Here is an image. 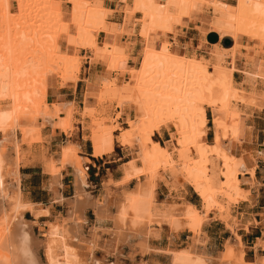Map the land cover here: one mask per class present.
<instances>
[{"label": "bare ground", "instance_id": "6f19581e", "mask_svg": "<svg viewBox=\"0 0 264 264\" xmlns=\"http://www.w3.org/2000/svg\"><path fill=\"white\" fill-rule=\"evenodd\" d=\"M64 1L14 0L16 9L11 11L10 0H0L2 210L10 186L15 189V195L6 199L9 207L5 206L8 208L3 214L1 212L2 216L0 214V264H108L104 257L89 260L92 254L89 250L93 252L89 241L93 239H84L78 230L82 215L77 209H82L88 194L84 190L83 159L67 139L55 154L42 161V165L50 176L49 180H57L62 168L68 167L71 171L74 197L68 200L67 221L75 232H70L64 224L45 221L44 237H37L32 232L34 220L24 218L23 210L37 216L47 215L49 211L33 208V204L20 198L19 145L30 146L40 141V128L45 125L57 127L67 135L71 129L67 107L46 102L49 85L46 77L57 75L55 69H60L61 64L65 66L79 50L90 51L93 57L105 63L107 71L125 72L132 81L118 104L130 103L134 116L128 126L120 128L118 141L121 145L132 146L134 155L125 163L118 184H124L130 178L137 183L123 192L119 201L107 199L105 208H116L115 213L108 214L115 222L117 230H113L120 235L115 234L116 243L139 236L141 227L166 224L171 231L188 230L192 239L188 246L164 249L168 255L167 264H264V242L260 247L261 253L255 251L254 260H246L240 237L234 234V242L226 240L222 250L210 256L203 249L205 236L201 231L208 213H227L221 199L228 204H236L247 198L248 186L253 183V168L245 159L248 155L235 156L231 150L242 138V119L245 116L236 103L247 101L264 107V76L260 70L261 60L253 56L254 50L245 56L246 68L240 70L243 75L241 82L248 89L244 93L245 89L235 86L232 80L235 69L232 61L238 48H248L246 40L264 46V0H235L233 8L222 0H116L123 16L120 26L107 21L112 9L105 7L102 0ZM63 4L69 11L63 10ZM200 13L208 15L200 24L203 33L210 30L233 39L231 48L214 46L216 63L188 54L177 55L173 53L171 42L164 39L175 26L186 25L189 18ZM49 15L53 16L50 23L47 20ZM33 17L36 21L31 19ZM131 21V29L127 31L126 26ZM136 23V35L142 42L138 51L139 62L135 67H127L129 52L125 53L124 48L117 44V36L120 33L132 34ZM98 34L102 38L100 44L97 43ZM227 58L231 62L223 65ZM95 92L89 84L84 96L91 97ZM205 108L210 109L212 117L211 143L200 140L205 134ZM84 110H87L86 106ZM164 124L169 125L175 141V145L169 148L151 138ZM102 128L107 130L106 125ZM110 139L106 136L100 144L94 145V152L107 153ZM176 150L189 151L192 158L178 159ZM216 162L219 164L217 169ZM163 168L173 170L176 181L192 187L198 196L200 209L182 202L181 206L174 205L175 208L165 207L163 213L155 211V181L158 171ZM245 174L249 177H242L246 180L241 182L240 175ZM139 176L143 180H139ZM53 192L55 195V190ZM55 197L61 200L58 195ZM145 250L141 249V252ZM83 251L87 254L85 258L82 257Z\"/></svg>", "mask_w": 264, "mask_h": 264}, {"label": "crops", "instance_id": "0c3cea01", "mask_svg": "<svg viewBox=\"0 0 264 264\" xmlns=\"http://www.w3.org/2000/svg\"><path fill=\"white\" fill-rule=\"evenodd\" d=\"M111 3L112 0H102V4L105 7L113 9ZM107 21L115 22V20ZM194 26L196 25L187 22L185 29L181 30L180 34H178L184 40V47L193 49L194 53L197 50L198 40H202V46L210 49V52L213 50L214 45L223 49H228L233 46V39L230 36H220L217 32L210 30H206L203 33L202 30H195ZM244 61L242 57L236 55L234 58V66L237 69L235 70L240 71L246 68ZM96 63L87 61V65H83L73 85L74 87L60 94L63 96V100L67 96L66 101L71 102L74 107L77 106L80 108L83 96L81 97L82 92L77 91L81 89L83 80L93 82V78L99 76L100 71L97 70ZM234 73L232 72V80L242 83L243 75L237 81L234 78ZM77 93H79L80 97H77ZM244 109L245 116L242 119V138L237 142L238 144H235V148L232 150L233 152L235 151V156L248 155V158L245 159L248 165L253 164V183L248 186L247 198L231 205L229 209L230 217L234 218L237 223L233 229H228L211 212L207 214V218L201 225V231L205 236L203 249L210 256L219 253L226 240L233 241L234 239L235 241L234 234L239 235L245 251L255 252V250H260L261 244L264 242V107H245ZM74 124L75 130H71L68 135L57 127L45 125L43 126L44 128H40V135H45L41 144H31L28 147L24 144L19 145L21 155L17 172L19 171L20 198L24 202L33 204V208H45L49 211L47 215L37 217L33 227L44 230L45 221H55L59 224L66 222L65 226L68 227L70 232L74 229L69 221L63 220L67 217V211L70 208L69 201L74 197L71 171L68 167L62 168L60 170L61 172L59 171L57 174V183L54 186H50V176L46 170L44 171L42 165L44 158L55 154L59 150L60 145L68 140L69 143L76 146V154L84 159L82 162L86 180L84 190L88 194V198L82 209H77L83 217L79 228L80 236L91 237V232L93 231V234L95 231L96 237L98 236L97 243L99 246L95 248L94 253L97 256L104 257L108 261L117 260L118 264H167L168 255L163 250L169 247L177 249L188 246L192 241L190 239L191 234L186 229L171 231L166 224H160L159 226L151 224L144 228L141 227V234L137 237L129 238L126 242L116 243V241L112 240L114 235L108 234V231L115 227V222H113L114 219L108 214L115 213L116 208L113 206L103 208L99 203L105 193L119 198L124 189H130L135 185L136 180L134 178L128 179L124 184L117 183L123 176L125 163L133 155L132 152L126 151L125 146L116 144L114 140H112V148H110L111 145L109 144L111 152L109 150L104 154L95 153L93 146L94 144H100L103 137L96 134L91 139L89 137V141L87 134L82 133L81 124L79 122H75ZM106 132L109 133L108 128ZM206 133L207 129L205 130V134H203L204 137H206ZM165 134L167 132L162 130L160 132L156 131L152 136H156V141L163 142V136ZM58 136L63 138L59 142L57 141ZM115 149L118 150L116 154H114ZM135 164L138 165L139 162L135 160ZM243 177L247 178L249 176L245 174ZM139 180H142V176H139ZM253 184L254 186H252ZM53 190H55V195ZM177 190L179 194L178 203L188 202L198 208L197 198L192 190L185 189L184 187L177 188ZM154 191L155 196L163 195L165 196L164 198H167V196L171 195V192L166 190V185L160 180L155 181ZM56 195L61 200H57ZM166 202L167 199H165ZM156 203L159 204L160 202ZM154 209H158L161 213L165 212L164 208L161 209L155 207V205ZM23 216L24 218L27 216L26 219L28 220L32 218L30 212L26 209L23 210ZM93 228L95 230H92ZM105 243L107 247L109 246L107 252L100 248ZM144 246L147 247V250L141 252V248Z\"/></svg>", "mask_w": 264, "mask_h": 264}, {"label": "rangeland", "instance_id": "374dc122", "mask_svg": "<svg viewBox=\"0 0 264 264\" xmlns=\"http://www.w3.org/2000/svg\"><path fill=\"white\" fill-rule=\"evenodd\" d=\"M62 1H63V3L65 2L64 0H62ZM222 1L228 2L229 5L231 6V8H233L234 3L236 2L235 0H222ZM14 3H15L14 0H10L11 11H15V9H16V8H14V6H15ZM111 7H113L114 10L112 9V11L109 13L107 20H115V22H110V23L113 25H116V26H120L121 23L123 22V20L121 22V19H123V16L120 12V7H119L118 3L116 2V0H112ZM63 10L69 11V8L63 4ZM66 15H68V14H66ZM66 15H64V19H66ZM49 16L50 17L47 18L48 22L50 20L53 21V18H52L53 16L52 15H49ZM135 16H138V15L135 14ZM197 16H198V18H197ZM35 17H33L31 19L33 20ZM36 18H38V16ZM207 18H208V15H206L204 13H200L197 15H193L191 18H189V20L187 22H189L193 25H196V26H194L195 30L196 29L202 30V27L200 26V24H201V22L205 21ZM35 19H34V21H36ZM131 26H132V21L127 24L126 30L130 31ZM185 27H186V25L175 26L173 31L171 33H168L164 37V39L166 41H168L169 43L171 42L170 45L172 47L173 53H175L177 55L188 54L189 56L196 57L198 59L207 60L211 64L213 62L216 63L218 59H217V56L215 55L214 50H212L210 52V49L202 46V44H203L202 40L197 41L198 46H197V50L195 53L193 52V49H191V48L187 49L184 47V45H183L184 40L181 36L179 37L178 34H180L181 30H184ZM136 29H137V23L135 24L134 32H132V34L131 33H120L117 36V44L119 43V45L124 48L125 53L129 52L128 60L126 63L127 67H130V66L135 67L138 65V62H139V60H138L139 52L138 51L142 46V42H141V39L138 37V35H136ZM101 41H102L101 34H98L97 35V43L100 44ZM230 41H231V39H230ZM231 43H232V41H231ZM245 43L248 45V48L247 49L244 47H243L244 49L238 48V51L235 52L234 58L236 55L242 57V59L245 60L244 64L247 65V63H246L247 60H246L245 56L246 55L248 56L249 54L253 53L255 50V52L253 53V56H256L258 58V60H261V62H260L261 69L260 70L262 73L261 75L264 76V46L262 45L260 47L255 41H247L246 40ZM214 46H217V45H214ZM260 50H262V51H260ZM74 55H75V57L70 59L68 61V63H66L65 66H64V64L63 65L59 64L60 69L59 68L55 69L57 72V75L56 74L55 75L54 74L47 75L48 77H46V84H49V85H47L46 102L47 103L54 102V103H58L60 105H64L67 107L68 112H70L69 114H70L71 125H72L70 131L75 130V124L74 123L79 122L81 124L82 133L87 134L88 140H89V137L91 139L96 134H99V135L102 134L100 136H102L103 138L106 137V135H107V137L110 136V138H111L110 142H109L110 145L112 143V140H114L116 142V144H118L120 146H125L126 151L132 152V155H134V148L132 146L121 145L120 142L118 141V134L120 132V128L128 126L129 120L134 116V113L132 112L131 107H130V103H122L120 106L118 104L119 101L121 100V97L124 94V92L130 88L129 85L132 83V81L128 78L129 76L125 72L107 71L106 67H105V63L102 60H100L98 57H93L91 55L90 51H88V50H79ZM87 61H89L90 63L97 62L96 63L97 64V70L100 71V74L98 77L93 78V82H89V81H85V80L82 81L83 84L81 86V89L77 91V92H82L81 93V97L83 96L82 103H80V108L77 106L74 107L71 102L66 101L67 96L63 100V96L60 94L67 92L70 88L73 87L74 82H72V80H75V81L77 80L78 74H80V69H82L83 65L84 66L87 65ZM230 62L231 61L229 60V58H227V60L225 59V64H223V65H228ZM232 65L234 66V59L232 61ZM64 67H66V69H65L66 71L63 70ZM234 68L237 69L235 66H234ZM235 69L233 71V72H235L234 78H235V80L238 81L239 79L242 78V74L239 70H235ZM80 76L82 77V75H80ZM103 76H104L105 80H103V82H102ZM234 83H235V86H237L239 88L240 87L244 88L245 89L244 93L247 92L246 90H248V89L246 88L247 86H245V84H242L239 82H234ZM84 84H85V86H84ZM89 84H91V89L93 91H97V92H95L91 97H85L84 91L86 90V88H88ZM78 87H79V84H78ZM256 87L258 88V85ZM77 97H80L79 93H77ZM84 98H85V100H84ZM246 102H242V103L237 102L236 103L237 108L243 114H244V108L245 107L260 108L259 106L255 105V104L253 105V104H250L248 102L246 103ZM85 106L87 107V110H84ZM205 115H206V124L204 126V130L207 129V133H206V137L202 136L200 140L211 143L213 141V128H212V117H211V112H210L209 108H205ZM95 119L98 121H96ZM35 123L37 124V122H35ZM103 125H107L106 128H108L109 133L106 132L107 130L103 131V128H102ZM100 128H102V129L100 130ZM162 130H165L167 132V134H165L163 136V142H160V143L162 145H165L168 148L174 146L175 141L173 140V137L170 134L171 132H170L169 125L164 124V125L160 126V129L158 131L160 132ZM41 137H42V139H40V141H38L36 143H32V144H41V142H43V140H44V137L43 136H41ZM151 138L153 140L157 139L156 136H152V135H151ZM57 139H58L57 141L59 142V141H61L60 139H63V138H60L58 136ZM90 144H91V142H90ZM236 144H238V143L236 142ZM52 148H54V147H52ZM75 148H76V146H75ZM110 148H112V145L110 146ZM110 148H109V150H110ZM233 149H234V147H233ZM177 151L178 150L175 151V155L178 159L184 160V159H191L192 158L191 152H189V151H187V152H184V151L183 152H181V151L177 152ZM231 151L234 154L233 150H231ZM237 151H238V149H237ZM116 153H118L117 149H115V151H114V154H116ZM44 159H46V158H44ZM249 166L253 168V164H251ZM82 167H83V164H82ZM215 167H216L215 169H217L219 167V164L217 162H216ZM83 169H84V167H83ZM172 172H173V170L170 171V169H168V168H163L162 171H158V173H157L158 178H156V180H161V182H163L164 185H166V190L171 192V195L167 196V198H164L165 196H163V195L155 196V198H154L155 199L154 200L155 207H159L162 209V208H165L167 206H168V208H170V207L175 208V207H177L178 204H180V206H181L182 202H180V203L177 202V200H179V197H178L179 194H178L177 188L184 187L185 189L192 190L191 186L185 185V184L183 185L182 182H180L178 180L176 181L174 173L172 174ZM240 176H241L240 178L243 177V175H240ZM244 178L240 179L241 182H243V181L245 182L246 179L244 180ZM56 183H57L56 180H50V186H54ZM136 183H137V180H136ZM85 184H86V182H85ZM85 184H84V186H85ZM73 185H74V180H73ZM130 185H132V184H130ZM126 190L127 189H124L122 191L121 195ZM192 192H193V190H192ZM13 194L15 195V189L12 188V186H10L8 193L6 194V199L9 200L11 198V196L12 197L14 196ZM120 196H119V198H116L112 194L105 193L102 196L99 205L101 207L105 208V206H107V203H108L107 199L111 200V198H112V200H113V198H115L116 200L119 201V199L121 198ZM196 198H197V203H198V209H200V202L198 200L197 195H196ZM6 199L4 200L5 203L3 206V210H2V208H0V210H1L0 214L2 211H3L2 214L4 213V209L6 208L5 206L9 207V203H8L9 201ZM165 199H167L166 203H165ZM156 202H160V203L157 204ZM221 203H223V205H225L227 207V213L225 215H222L221 213H217L216 211H211V213H212V215L217 217L219 220H221L226 225V227L228 229H233L234 228L233 226L234 225L236 226L237 223H236L234 218L230 217L229 209H230L231 205H234V203L228 204L224 199H221ZM174 205H176V206L174 207ZM178 208H179V206H178ZM155 210L158 214L161 213V212H159L158 209H155ZM95 213H97V212H95ZM2 214H1V216H2ZM30 214L32 217L31 219L34 220V223H36L37 217L45 216V215H39V214L37 216V214L35 215L32 213H30ZM157 217H160V215H158ZM25 218H27V216H25ZM80 219H79L78 230L80 228L81 222L83 221V217H81ZM63 220L66 221L67 217H65ZM65 223H62V225L63 224L66 225ZM230 226H232V227H230ZM66 228L68 229L67 226H66ZM113 229H116V227H114L110 231H108V234H113L114 236H113L112 240L115 241V236H116L115 234H117V236H120V235H119L118 231H115ZM92 230H95V228ZM32 232L37 237H41V238L44 237V230H42L41 228L33 227ZM71 232L74 233L75 232L74 229ZM92 232H91V237H88V236L84 237V239L85 238H89L90 240L93 239V241L92 240L89 241V243L93 247V249H92L93 252H90V250H89V254L92 253L89 256L90 261L94 257H101V256H97V254L94 253L95 247H98L99 244L97 243V240H98L97 237L98 236L96 237L95 232L93 234H92ZM92 237H94V238H92ZM190 239H191V237H190ZM105 241H106V239H105ZM92 242H94V244ZM100 248H102L105 252H107L109 250L108 249L109 246L107 247L106 243H105V245L101 246ZM145 248L147 250V247H145V246L141 249L145 250ZM242 248L244 251V259L254 260V258H255L254 252L245 251L243 243H242ZM255 251L258 254L261 253L260 250H255ZM38 253L40 254L41 250H39ZM82 253H83L82 257L85 258L87 256V254H85L84 251ZM106 261L108 262V264H118L117 260H115V261L106 260Z\"/></svg>", "mask_w": 264, "mask_h": 264}, {"label": "trees", "instance_id": "16d2710c", "mask_svg": "<svg viewBox=\"0 0 264 264\" xmlns=\"http://www.w3.org/2000/svg\"><path fill=\"white\" fill-rule=\"evenodd\" d=\"M221 43H223V41H221Z\"/></svg>", "mask_w": 264, "mask_h": 264}]
</instances>
